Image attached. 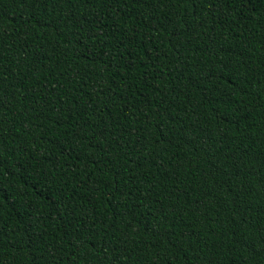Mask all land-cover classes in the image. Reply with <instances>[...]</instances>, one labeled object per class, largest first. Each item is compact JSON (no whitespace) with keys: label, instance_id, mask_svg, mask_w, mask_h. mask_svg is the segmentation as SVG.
I'll return each mask as SVG.
<instances>
[{"label":"trees","instance_id":"16d2710c","mask_svg":"<svg viewBox=\"0 0 264 264\" xmlns=\"http://www.w3.org/2000/svg\"><path fill=\"white\" fill-rule=\"evenodd\" d=\"M0 264H264V0H0Z\"/></svg>","mask_w":264,"mask_h":264}]
</instances>
